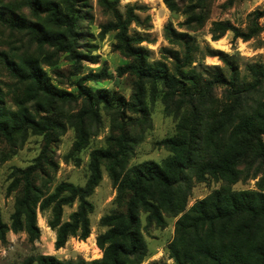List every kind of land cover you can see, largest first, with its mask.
<instances>
[{"label": "trees", "instance_id": "obj_1", "mask_svg": "<svg viewBox=\"0 0 264 264\" xmlns=\"http://www.w3.org/2000/svg\"><path fill=\"white\" fill-rule=\"evenodd\" d=\"M118 1H105L111 6L114 19L104 27L115 31L114 47L130 59L118 71L135 78L132 100L109 88L84 84L83 80L101 78L92 72L77 82L78 95H75L51 81L37 55L26 52L10 59L6 54L9 71L23 87L13 93L16 109L0 104V142L4 138L14 144L18 135L32 132L44 135L49 145L65 127L55 116L60 104L79 96L83 105L71 116L78 132L73 151H78L89 141L86 117H98L100 107L116 109L122 117L127 110L146 111L150 96L160 97L165 111L178 118L176 133L158 142L170 154L161 163L149 160L126 169L130 138L123 126L120 134L108 136L106 146L91 151L89 176L84 185L63 181L44 196L35 177L43 165V156L26 168H15L17 177L11 185L22 184V188L10 224L3 220L0 211V241L6 242L10 230L15 233L24 230L31 242L36 241L41 236L38 212L47 210H50L48 226L56 232L55 249L64 247L71 236L87 239L91 234L90 214L94 211L89 197L102 179V163L106 162L117 188L115 201L121 209L100 219V225L106 227L96 237L102 256L90 260L60 259L41 253L25 258L22 264H142L148 256V242L140 227V210L147 213L150 222L161 225L166 223L163 210L173 216L183 212L167 245L174 264H264V98L253 106L250 104L252 93L264 85V62L247 63V76L241 77L234 55L208 48L211 56H218L228 67L229 74L220 66L198 70L192 66L196 49L193 37L168 24L164 28L165 38L180 42L185 48L182 57L178 51L169 49L176 60L171 71L164 62L150 60L151 53L142 44L146 41L142 34L129 33L130 24L138 17L132 11L124 17L116 8ZM163 1L171 11H178L186 0ZM23 3L42 24L17 21L10 16L2 18L3 23L29 33L38 48L55 47L79 62L78 26L85 19L78 9L81 0H23ZM186 12L185 23L189 25L204 19L194 9ZM249 16L244 29L229 20L213 21V40H219L228 31L233 32L234 39L254 38L264 30L260 22L264 9H255ZM222 86L225 92L219 97L215 90ZM229 128V137L224 140ZM242 165L255 167L252 173L257 179L255 188L215 189L185 210L181 184L189 169L199 180L209 175L234 183L242 175ZM75 202L77 208L63 220L64 207Z\"/></svg>", "mask_w": 264, "mask_h": 264}, {"label": "rangeland", "instance_id": "obj_2", "mask_svg": "<svg viewBox=\"0 0 264 264\" xmlns=\"http://www.w3.org/2000/svg\"><path fill=\"white\" fill-rule=\"evenodd\" d=\"M105 1L113 0H81L79 12L85 19L78 26L77 52L79 62L70 58L67 52L45 45L38 48L31 35L11 28L3 23L2 18L9 16L17 21L26 20L28 23L42 24V20L34 16L23 0H0V104L7 108L16 109L13 93L19 92L23 85L9 71L10 59L30 52L37 55L44 69L51 77V81L61 89L78 95L77 82L87 74L97 73L101 76L98 81L83 80L94 88H109L132 100L134 94V76L130 73L120 74L118 69L130 59L114 47L115 31L105 29L114 19L113 10ZM116 8L125 16L132 11L137 17L129 26L130 34H142L146 41L142 44L149 48L152 61H162L169 70H173L176 60L169 52L176 50L179 56L184 54V45L171 42L165 38L164 28L172 24L177 31L187 32L193 37L195 51L192 66L203 70L207 66H220L226 74L229 69L218 56H211L208 48L222 50L236 57L240 68V76H247L245 66L249 62L261 60L264 62V30L254 38L244 41L234 39L233 32H226L219 40H213L212 23L216 20H229L240 28H246L250 21L249 14L255 9H264V0H186L178 11H171L163 0H119ZM187 9H194L201 14L202 22L195 21L191 25L185 23L188 18ZM45 15V13H43ZM264 24V18L260 19ZM5 52V53H4ZM77 62V63H76ZM225 87H217L215 93L221 97ZM264 98V85L254 93L250 100L253 106L259 99ZM146 111L139 113L127 110L122 117L116 109L100 107L99 116L86 117L89 141L78 151H73L74 143L78 139L75 120L71 116L77 113L83 105L82 97L60 104L55 116L65 126L57 134V138L49 145L45 136L28 132L18 135L16 142L10 144L6 139L0 142V211L3 220L10 224L15 211L16 199L22 184L12 187L15 168H26L34 164L36 158L43 156V165L36 173V182L42 195L54 191L63 181L84 185L89 176L90 153L93 149L107 145L109 135L120 134L121 127L126 126L130 138L129 155L126 169L144 161L153 160L161 163L170 154L164 146L158 144L163 138L176 133L178 118L165 111V103L160 97L149 96ZM230 128L224 135L229 137ZM106 162L102 163V179L94 193L89 197L94 204V211L90 214L91 234L83 240L71 236L64 247L55 249L56 232L47 223L50 210L38 212L37 222L41 229V236L34 242L29 240L26 231L7 233L6 242L0 241V264H22L29 256L37 254H53L60 259L86 260L102 256V250L96 244V237L106 227L100 225L103 215L121 209L115 201L117 188L109 176ZM243 172L239 180L234 183L222 178L207 176L198 179L191 169L187 171V178L181 184L182 196L187 210L196 200L201 199L219 188L253 189L256 178L252 177L255 167L249 169L247 165L240 166ZM250 171H249V170ZM77 208V202L64 207L63 220H67L72 211ZM164 211L166 223L164 225L150 222L147 213L140 210L141 230L148 242V256L142 264H174L169 257L167 245L174 237L175 222L178 217Z\"/></svg>", "mask_w": 264, "mask_h": 264}]
</instances>
